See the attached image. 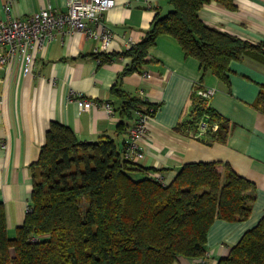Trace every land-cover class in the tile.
Masks as SVG:
<instances>
[{
	"label": "crops",
	"instance_id": "crops-1",
	"mask_svg": "<svg viewBox=\"0 0 264 264\" xmlns=\"http://www.w3.org/2000/svg\"><path fill=\"white\" fill-rule=\"evenodd\" d=\"M67 1L13 0L10 14L24 19L48 5L63 11ZM5 3L0 0V20L8 18ZM234 4L236 8L230 10L212 2L199 16L218 30L252 44L264 43V0H234ZM171 10L170 0H115V6L103 14V25L113 32V42L104 52L108 60L96 55L102 53L98 52L99 40L64 29L34 53L30 68L17 62L7 72L0 69V202L6 208L10 236L27 215L32 174L37 170L33 164L52 122L71 128L79 141L92 142L105 135L113 138L121 151L125 149L138 111L131 120L122 119L118 109L122 100L114 88L159 105L146 135L138 142L144 152L139 164L162 169L149 176L170 184L186 163L217 162L222 174L228 164L256 186V200L247 220H216L208 233L209 255L196 259L181 256L174 264H216L264 216V113L254 106L264 83L262 54L250 52L233 61L228 83L211 71L203 74L200 62L186 56L175 38L162 35L150 48V62L144 71L122 75L131 62L122 52L144 38L156 14L166 15ZM200 82L205 89L216 90L210 105L232 124L225 142L207 144L201 140L205 123L196 136L191 130L176 129L193 118L192 97ZM80 98L96 105L81 110ZM121 120L124 124L119 129Z\"/></svg>",
	"mask_w": 264,
	"mask_h": 264
},
{
	"label": "trees",
	"instance_id": "trees-1",
	"mask_svg": "<svg viewBox=\"0 0 264 264\" xmlns=\"http://www.w3.org/2000/svg\"><path fill=\"white\" fill-rule=\"evenodd\" d=\"M212 2L236 8L234 0H170L172 10L156 14L144 38L122 52L131 58L122 75L144 71L149 50L162 35L175 38L186 56L200 62L203 74L211 71L228 83L233 61L250 52L264 56V43L252 44L200 18ZM96 55L108 60L104 52ZM204 89L196 84L193 118L176 129L196 136L205 123L201 140L225 142L232 124L198 94ZM113 92L122 100L124 120L137 111L153 114L159 106L122 89ZM254 106L264 113V83ZM124 151L109 136L82 142L71 128L52 122L33 164L30 210L14 237L0 202V264H174L181 256H206L216 220L250 217L256 186L228 164L222 174L217 162H189L164 184L148 175L162 169L145 168ZM216 264H264V216Z\"/></svg>",
	"mask_w": 264,
	"mask_h": 264
},
{
	"label": "built area",
	"instance_id": "built-area-1",
	"mask_svg": "<svg viewBox=\"0 0 264 264\" xmlns=\"http://www.w3.org/2000/svg\"><path fill=\"white\" fill-rule=\"evenodd\" d=\"M12 5L13 0H6L8 18L0 20V69L6 72L17 62H23L26 68H30L34 53L41 51L60 30L84 32L88 38L99 40L101 45L98 52H106L113 42L112 30L103 25V14L115 6V0H68L63 11H56L48 5L24 19L10 14ZM215 92V89L207 88L200 90L198 94L210 99ZM78 105L81 110H85L92 108L96 102L80 98ZM105 106L112 111L110 105ZM151 117V113L138 111L129 130L124 156L135 163L144 158L138 142L146 135ZM29 210L28 207L27 211ZM201 264L207 262L203 261Z\"/></svg>",
	"mask_w": 264,
	"mask_h": 264
},
{
	"label": "rangeland",
	"instance_id": "rangeland-1",
	"mask_svg": "<svg viewBox=\"0 0 264 264\" xmlns=\"http://www.w3.org/2000/svg\"><path fill=\"white\" fill-rule=\"evenodd\" d=\"M15 236V235H14ZM14 236H11V237H14ZM207 255V254H206ZM207 257V256H206ZM205 258V257H204Z\"/></svg>",
	"mask_w": 264,
	"mask_h": 264
}]
</instances>
